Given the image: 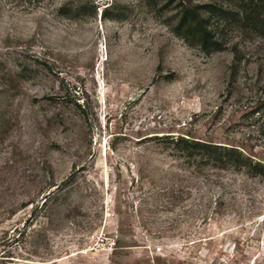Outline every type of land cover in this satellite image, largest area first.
I'll use <instances>...</instances> for the list:
<instances>
[{
	"label": "rangeland",
	"instance_id": "rangeland-1",
	"mask_svg": "<svg viewBox=\"0 0 264 264\" xmlns=\"http://www.w3.org/2000/svg\"><path fill=\"white\" fill-rule=\"evenodd\" d=\"M182 1L0 0V264H264V178L164 139L264 161V36L194 0L204 52Z\"/></svg>",
	"mask_w": 264,
	"mask_h": 264
},
{
	"label": "trees",
	"instance_id": "trees-1",
	"mask_svg": "<svg viewBox=\"0 0 264 264\" xmlns=\"http://www.w3.org/2000/svg\"><path fill=\"white\" fill-rule=\"evenodd\" d=\"M175 33L191 45L198 46L204 52L211 53L222 49L216 30L210 19L216 7L212 3L199 4L194 0L181 2ZM244 18L251 23L257 33L264 36V0H247L242 5ZM227 10H225V14ZM227 16L225 15V19ZM167 144L180 157L196 167H217L224 169L232 166L237 170H245L251 176L264 178V161L244 153L236 147L191 139L187 137H166ZM48 201V198L44 203Z\"/></svg>",
	"mask_w": 264,
	"mask_h": 264
}]
</instances>
